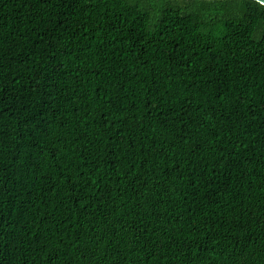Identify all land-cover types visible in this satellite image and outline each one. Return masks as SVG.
<instances>
[{"label": "trees", "instance_id": "1", "mask_svg": "<svg viewBox=\"0 0 264 264\" xmlns=\"http://www.w3.org/2000/svg\"><path fill=\"white\" fill-rule=\"evenodd\" d=\"M0 264H264V5L0 0Z\"/></svg>", "mask_w": 264, "mask_h": 264}, {"label": "water", "instance_id": "2", "mask_svg": "<svg viewBox=\"0 0 264 264\" xmlns=\"http://www.w3.org/2000/svg\"><path fill=\"white\" fill-rule=\"evenodd\" d=\"M256 1L264 5V0H256Z\"/></svg>", "mask_w": 264, "mask_h": 264}]
</instances>
